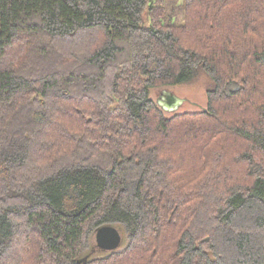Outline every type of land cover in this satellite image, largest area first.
Instances as JSON below:
<instances>
[{"label":"trees","instance_id":"16d2710c","mask_svg":"<svg viewBox=\"0 0 264 264\" xmlns=\"http://www.w3.org/2000/svg\"><path fill=\"white\" fill-rule=\"evenodd\" d=\"M202 75L198 113L150 96ZM105 225L81 264H264V0H0V264Z\"/></svg>","mask_w":264,"mask_h":264},{"label":"rangeland","instance_id":"374dc122","mask_svg":"<svg viewBox=\"0 0 264 264\" xmlns=\"http://www.w3.org/2000/svg\"><path fill=\"white\" fill-rule=\"evenodd\" d=\"M211 84L212 83L210 79L205 75H202L195 83L191 85L169 86L153 89L150 96L156 103H159V106L166 112L165 114L169 117L184 113H198L202 111V109H205L207 106V91L211 87ZM170 93L180 98L183 103L176 109L166 110L165 106L167 105L163 98L164 94ZM122 230V236L124 240L119 251L124 250L129 244V236L125 228L123 227ZM94 247H96V240L95 236L93 235V238L91 239L87 247L82 250L81 258H84L86 256L99 258L106 256L107 253L100 252L99 250H96L91 254Z\"/></svg>","mask_w":264,"mask_h":264},{"label":"water","instance_id":"95a60500","mask_svg":"<svg viewBox=\"0 0 264 264\" xmlns=\"http://www.w3.org/2000/svg\"><path fill=\"white\" fill-rule=\"evenodd\" d=\"M172 103L165 106L166 110H173L179 107L183 103V101L173 95ZM159 105V103H158ZM95 240H96V249L103 253L115 252L120 249L123 244V236L121 231L112 225H105L99 227L95 232ZM90 256H86L79 260L78 264L82 262H86Z\"/></svg>","mask_w":264,"mask_h":264},{"label":"flooded vegetation","instance_id":"af4514ba","mask_svg":"<svg viewBox=\"0 0 264 264\" xmlns=\"http://www.w3.org/2000/svg\"><path fill=\"white\" fill-rule=\"evenodd\" d=\"M172 98H173V96H172V94L170 93V94H164V101H165V103L167 104L168 103V105L169 104H171L172 103ZM171 102V103H170ZM96 251V249H95V247L93 248V250H92V252H91V254L92 253H94Z\"/></svg>","mask_w":264,"mask_h":264}]
</instances>
